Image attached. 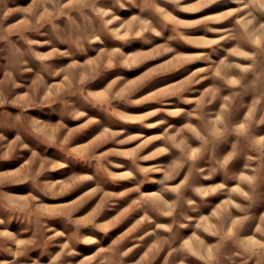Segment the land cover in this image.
Listing matches in <instances>:
<instances>
[{"label": "clouds", "instance_id": "obj_1", "mask_svg": "<svg viewBox=\"0 0 264 264\" xmlns=\"http://www.w3.org/2000/svg\"><path fill=\"white\" fill-rule=\"evenodd\" d=\"M0 264H264V0H0Z\"/></svg>", "mask_w": 264, "mask_h": 264}]
</instances>
